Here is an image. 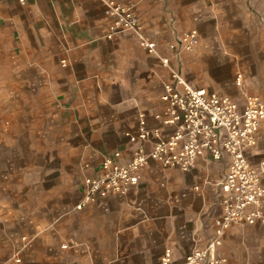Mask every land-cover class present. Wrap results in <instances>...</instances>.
Here are the masks:
<instances>
[{"label": "crops", "instance_id": "1", "mask_svg": "<svg viewBox=\"0 0 264 264\" xmlns=\"http://www.w3.org/2000/svg\"><path fill=\"white\" fill-rule=\"evenodd\" d=\"M110 2L133 7L153 52L133 32L105 36ZM193 28L198 46L175 54ZM171 70L238 104L264 99V0H0V264H162L166 248L172 264L214 235L226 157L153 161L127 193L75 207L103 156L138 145L125 133L138 111L170 133ZM257 140L255 167L264 124ZM217 247L226 264H264V223H233Z\"/></svg>", "mask_w": 264, "mask_h": 264}, {"label": "built area", "instance_id": "2", "mask_svg": "<svg viewBox=\"0 0 264 264\" xmlns=\"http://www.w3.org/2000/svg\"><path fill=\"white\" fill-rule=\"evenodd\" d=\"M106 12L110 15L105 36L111 38L122 31L136 34L139 43L149 52L155 50V42L142 32V26L131 5L110 2ZM198 31L175 34L170 43L173 52L193 51L200 42ZM163 62H168L167 58ZM172 80L163 84L161 99L166 103L168 116L162 118L171 131L163 135L160 127L147 124V112L136 115V127L126 131L128 141L138 145L131 150L125 162L117 158L120 151L103 156L98 172L84 175L82 196L75 207L100 202L111 194H125L138 182V173L157 162L165 167L188 171L200 156L228 159L227 171L218 184L220 188V214L214 219L215 233L203 246L187 253L172 264H226L217 252L222 236L233 223H264V160L255 167L247 157L249 147L257 144V132L264 124V99L247 94L242 104L230 95L191 86L178 70H171ZM241 74L236 77L240 84ZM160 115L155 118L160 119ZM146 143L150 144L146 148ZM162 264H171V250L166 248Z\"/></svg>", "mask_w": 264, "mask_h": 264}]
</instances>
